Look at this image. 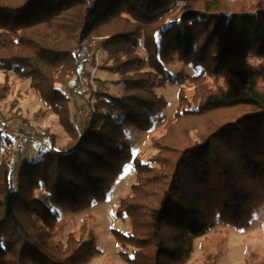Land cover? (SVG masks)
<instances>
[{
  "label": "trees",
  "instance_id": "obj_1",
  "mask_svg": "<svg viewBox=\"0 0 264 264\" xmlns=\"http://www.w3.org/2000/svg\"><path fill=\"white\" fill-rule=\"evenodd\" d=\"M176 58L201 71L171 76ZM260 62L264 0H0V71L28 80L70 138L58 150L42 132L51 147L22 163L16 179L10 160L0 163V264H90L101 254L95 233L85 222L62 243L60 212L104 202L131 162L134 182L115 209L129 230H112L126 264H186L218 224L249 228L264 208ZM86 65L118 74L120 97L100 91L93 107ZM167 81L182 85L178 106L151 138L156 153L146 164L126 130L153 129L168 106L156 90ZM66 89L90 96L83 134ZM2 142L13 144L0 128ZM262 254L249 247L244 264H264Z\"/></svg>",
  "mask_w": 264,
  "mask_h": 264
},
{
  "label": "rangeland",
  "instance_id": "obj_2",
  "mask_svg": "<svg viewBox=\"0 0 264 264\" xmlns=\"http://www.w3.org/2000/svg\"><path fill=\"white\" fill-rule=\"evenodd\" d=\"M140 54L146 57L145 51ZM97 65H101L106 53L98 48L93 54ZM262 65V78H264V62ZM91 72L90 90L92 97L80 94L73 95L72 90L66 89L65 93L72 97L70 116L76 129L83 134L86 129V118L89 119L92 108L87 104L90 98L91 105L95 103L94 96L104 91L114 97H120L124 86L119 84L120 76L113 72L100 70L97 67L86 65ZM149 70V69H148ZM166 71L173 77L192 76L199 74L200 68L185 65L176 58L166 66ZM221 84L226 83L222 77ZM8 91L4 99L0 100V128H7L3 133L13 140L12 146L7 143L0 144V163L9 159L16 179L22 163L27 160H38L40 155L51 147V135L55 138V147L58 150L65 149L69 143V136L60 126L57 117L44 104L39 95L32 90L28 80H23L13 73L0 71V90L6 86ZM182 85L171 81L165 82L156 92L168 102L165 111L157 118L151 131L141 133L135 129L126 130V141L131 148L134 157L138 156L144 163L149 164V159L156 151L151 147V138L160 137L165 133V124L171 119L178 106V96ZM188 93H193V88L184 85ZM84 93V90L82 91ZM94 107V106H93ZM6 120V121H5ZM7 124L4 126V124ZM48 132L50 136L43 137L40 134ZM39 153V154H40ZM135 179V170L132 162L128 163L123 173L117 179L107 199L102 203H96L88 211L79 214L60 212L65 229L58 240L66 243L67 236L71 233L79 235V229L83 223H87L89 230L97 237V248L101 254L96 255L90 264H126L119 255V249L112 234L113 229L127 232L128 220L122 221L115 215L118 200L125 196ZM218 246L216 250L215 247ZM254 247L263 253L264 260V208L260 210L252 224L246 230L238 231L230 227L218 224L215 231L210 232L205 238L197 239L194 250L186 264H244L246 251ZM216 257V258H214Z\"/></svg>",
  "mask_w": 264,
  "mask_h": 264
},
{
  "label": "built area",
  "instance_id": "obj_3",
  "mask_svg": "<svg viewBox=\"0 0 264 264\" xmlns=\"http://www.w3.org/2000/svg\"><path fill=\"white\" fill-rule=\"evenodd\" d=\"M1 129H2L4 132H6V131L8 132V129H7L6 127H5V128L1 127ZM7 132H6V133H7Z\"/></svg>",
  "mask_w": 264,
  "mask_h": 264
}]
</instances>
